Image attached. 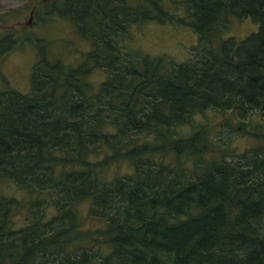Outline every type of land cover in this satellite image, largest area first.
I'll return each mask as SVG.
<instances>
[{
  "label": "trees",
  "instance_id": "1",
  "mask_svg": "<svg viewBox=\"0 0 264 264\" xmlns=\"http://www.w3.org/2000/svg\"><path fill=\"white\" fill-rule=\"evenodd\" d=\"M164 2L39 0L40 20L68 19L91 47L65 65L25 37L29 86L0 87V179L26 193L0 195V264H264V127L246 121L264 112V0H181L184 17ZM228 13L257 29L223 36ZM147 20L188 25L189 56L124 51L118 36ZM224 127L261 144L235 152L214 137ZM85 202L100 226L83 228Z\"/></svg>",
  "mask_w": 264,
  "mask_h": 264
},
{
  "label": "rangeland",
  "instance_id": "2",
  "mask_svg": "<svg viewBox=\"0 0 264 264\" xmlns=\"http://www.w3.org/2000/svg\"><path fill=\"white\" fill-rule=\"evenodd\" d=\"M39 0H0V13L9 12L11 16L4 22L0 20V36L5 31L13 30L15 45L0 54V87L4 83L8 87L24 92L29 86V77L32 65L37 58L33 44L25 37L32 39L38 37L47 42L45 45L46 56L49 59H58L65 65H75L78 63L85 51L91 47L89 39L79 36L73 29L71 22L58 15L52 14L50 20H40L43 10L38 7ZM164 7L177 17H184L186 12L181 0H165ZM229 15V16H228ZM229 26L224 31L223 36H232L241 39L245 35L257 29V23L250 17H237L228 13ZM196 42L194 31L182 23L158 22L147 20L141 23L130 24L127 31L118 36L117 43L126 52H136L148 56H165L172 62L178 63L189 56L191 47ZM1 49L7 48V42L0 45ZM2 51V50H0ZM105 76V72L100 68H93L86 75L92 84H97ZM218 114L207 111L206 116L216 119ZM246 121L251 126L249 129L257 130V133L264 127V112L255 110ZM215 139L228 141V147L235 152H241L244 148L261 144L259 139H255L249 134L234 133L225 127L217 129L214 133ZM125 169L122 162L118 166L111 168L110 173H119ZM0 195L25 198L26 193L17 187L10 180L0 179ZM87 202L79 204L78 213L82 219V226H100L101 222L91 218L87 214ZM23 210L15 211L12 218L18 224L21 221ZM52 212L51 207L45 208L48 216Z\"/></svg>",
  "mask_w": 264,
  "mask_h": 264
}]
</instances>
